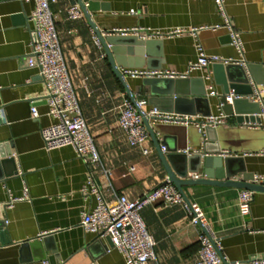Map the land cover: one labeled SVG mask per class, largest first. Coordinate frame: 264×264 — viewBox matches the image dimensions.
<instances>
[{"label": "crops", "instance_id": "1", "mask_svg": "<svg viewBox=\"0 0 264 264\" xmlns=\"http://www.w3.org/2000/svg\"><path fill=\"white\" fill-rule=\"evenodd\" d=\"M88 2L94 8L89 10L90 18L100 32L136 27L135 32L113 35L153 42L149 55L142 56L143 66L137 68L186 72L196 59V40L209 54L238 58L224 28H205L196 35L189 32L193 27L222 23L214 0ZM33 5L32 1L0 0V264H125L122 254L105 236L81 228L83 212L95 205L94 196L87 198L81 191L91 176L98 181L107 202L123 193L137 199L156 188L167 175L150 137L152 151L143 154L140 147L128 143L119 128V104L128 95L111 70L102 46L96 43L84 14L80 19L66 16V7L73 5L68 0H56L50 8L66 69L101 164L86 165L70 145L46 149L40 131L54 118L48 115L42 99L38 69L28 66L32 58L33 24L29 15ZM224 8L240 32L246 61L243 67L253 90L264 81V0H225ZM173 29L186 32L166 35ZM156 31L158 35L153 34ZM226 65L211 63L204 69H192L185 78H195L194 82L182 87L188 92L200 90L197 79H202L213 115L222 110L217 96L208 94V87L213 85L218 93L222 91L219 82ZM142 79L125 78L134 96L146 99L145 110L154 103L169 112L209 115L202 113L206 111L205 103H174L157 86L154 94L151 87L139 93ZM33 101L38 111L34 118L30 108ZM243 111L228 115L215 132L208 129L200 134L192 125L187 129L179 124L167 126L180 130L184 149L189 151L221 155L228 150V155L235 157L233 165L243 167L259 183L264 179V155L256 152L264 149V128L248 127V122H259L260 118ZM157 138L163 140L161 133ZM165 139L171 148L177 141L169 136ZM105 168L111 170L109 177L102 175ZM195 172L203 174L201 169ZM234 178L240 179L241 175ZM183 190L204 210L207 224L220 238L223 258L229 262L264 257V191L254 192L250 213L241 217L236 205L239 188L196 184L183 186ZM19 197L24 198L8 205L11 198ZM141 215L156 243L155 257L147 264H196L198 227L190 225L185 207L158 200L144 206Z\"/></svg>", "mask_w": 264, "mask_h": 264}, {"label": "built area", "instance_id": "2", "mask_svg": "<svg viewBox=\"0 0 264 264\" xmlns=\"http://www.w3.org/2000/svg\"><path fill=\"white\" fill-rule=\"evenodd\" d=\"M21 2L32 1L33 9L29 15V21H32L33 41L31 43V56L28 66L36 67L42 80L44 94L42 99L48 107V115L54 118L46 127L40 131L43 142L47 150L61 146H71L76 157L82 159L86 165L101 164L100 153L96 147L95 141L89 131L88 125L82 116L80 106L78 105L77 93L73 87L69 72H67L64 57L60 49V40L55 27L53 13L50 5L56 0H19ZM225 0H214L222 23L211 26H200L190 28L189 32L196 35L198 30L210 28L212 30L224 28L230 36V40L238 58L220 57L215 54H209L204 50L198 40L195 43L196 59L188 65L186 72H178L165 68H128L121 67L124 79L131 78H183L186 77L192 69H204L211 63H233L246 66L244 58V50L240 32L232 25V22L224 8ZM66 16L69 19L82 18V12L78 5H69L65 9ZM131 13L133 11L131 10ZM134 29H115L109 34L120 33L128 34L135 32ZM186 32L183 29H173L166 35L180 34ZM158 35L159 32H153ZM95 36V35H94ZM96 43L100 45L98 38L95 36ZM208 94L216 96L218 92L209 85ZM235 96L232 91L225 95V100L232 103L233 98H241ZM246 98L259 105V113L256 114L260 118L259 122H248L246 125L250 128H264V81L253 87L252 93ZM146 99L136 98L134 102L129 97H123L120 101L117 123L122 129L128 143L136 148L141 149L143 154L152 151L150 145L149 134L142 120V114L147 118L149 124L156 123L173 125L179 124L185 127L194 126L199 133H203L205 128L218 127L224 125L227 121L223 112L218 114H209L203 116L196 113H178L169 112L161 109L157 105L152 106L148 110L144 109ZM31 116L34 118L38 115L37 108L32 103ZM164 150L165 146L161 145ZM183 152L190 154L191 151L184 149ZM229 151H222V156L228 155ZM264 155V149L256 152ZM111 170L105 168L104 176L109 177ZM189 177L201 178L202 175L197 172H191ZM263 179V178H262ZM264 180V179H263ZM255 181V179H254ZM256 182V181H255ZM257 183V182H256ZM87 198L93 195L95 205L83 212L80 226L87 233L91 232L100 237L109 236L110 242L123 256L125 264H147L149 260L154 259V247L156 245L151 233L141 215L144 206L158 202L175 205L179 204L186 208L188 212V221L190 225L198 227L196 264H264L263 258H252L246 261L232 260L227 261L223 256L219 255L221 250L220 238L215 234L212 228L207 224L205 212L199 204L192 200L185 202L183 195L175 185L171 182L161 183L156 188L144 193L140 198L131 199L126 194L117 196L114 200L107 202L104 200L103 194L98 188V181L91 177L88 180V186L81 191ZM254 191L244 188L239 189L237 193L238 212L241 217H245L250 213V203L253 198ZM24 197L11 198L8 205L23 199ZM221 253V252H220ZM43 264H49L43 261Z\"/></svg>", "mask_w": 264, "mask_h": 264}, {"label": "water", "instance_id": "3", "mask_svg": "<svg viewBox=\"0 0 264 264\" xmlns=\"http://www.w3.org/2000/svg\"><path fill=\"white\" fill-rule=\"evenodd\" d=\"M73 5H78L89 25L93 29L95 36L98 38L100 46H102L104 54H106L111 70L114 72L116 78L125 88L130 100L134 102L135 96L124 79L119 67H136L143 66L145 62L142 56H148L149 46L153 44L151 40H138L136 36H115L109 33H102L97 29L95 23L90 18L89 10L94 8L89 5L88 0H68ZM96 1V0H93ZM88 2V6L86 3ZM26 18V16L24 17ZM134 55H138L133 57ZM225 75L219 82L222 85V91L218 93L217 101L220 108L226 115L242 113V107H248L243 112L250 114L259 113V105L256 102H250L246 97L233 98L232 103L225 100V95L233 92L235 96L241 94H251L252 87L249 84L248 76L246 75L244 67L240 64L228 63L225 67ZM195 78H143L139 86V93H143L145 87H151V94L155 93L154 86L162 88V93L167 95L174 103L177 101H185V103L203 102L206 104V111L202 112L204 115L210 114L208 98L203 85V80L198 78L200 82V90L184 91L182 87H188L194 82ZM193 88V86H192ZM191 94V96H188ZM149 98V102H151ZM153 106L156 104L152 103ZM200 112V110H198ZM142 120L146 126L149 137L154 145L155 151L159 156L163 169L167 175L163 183L171 182L177 190L181 192L186 203L189 199L183 190V186H192L196 184L214 185L221 187H235L239 189H250L252 191H264V180L259 183L254 181L251 173H248L243 167L234 166L235 157L231 155L221 156L208 154L203 155L201 152H193L190 154L183 152L185 145L181 140V132L177 129H169L165 124L156 123L150 125L147 118L142 114ZM186 128V127H185ZM187 129V128H186ZM185 129V130H186ZM216 131V128L208 126L205 128ZM161 133L163 140L157 138V134ZM203 134V133H200ZM174 137L177 139L176 143L171 147L168 146L166 137ZM180 144V145H179ZM161 145L165 149H161ZM193 163V161H195ZM201 169L203 176L201 178H191L189 173ZM237 175H241L240 179H235ZM106 240L110 242L109 236ZM111 243V242H110ZM222 257V254L219 252Z\"/></svg>", "mask_w": 264, "mask_h": 264}]
</instances>
